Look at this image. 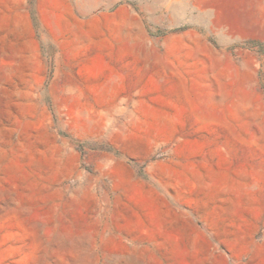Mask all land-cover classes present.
Segmentation results:
<instances>
[{"label":"rangeland","instance_id":"1","mask_svg":"<svg viewBox=\"0 0 264 264\" xmlns=\"http://www.w3.org/2000/svg\"><path fill=\"white\" fill-rule=\"evenodd\" d=\"M0 264H264V0H0Z\"/></svg>","mask_w":264,"mask_h":264},{"label":"bare ground","instance_id":"2","mask_svg":"<svg viewBox=\"0 0 264 264\" xmlns=\"http://www.w3.org/2000/svg\"><path fill=\"white\" fill-rule=\"evenodd\" d=\"M70 23V22H69ZM136 254V253H135Z\"/></svg>","mask_w":264,"mask_h":264}]
</instances>
